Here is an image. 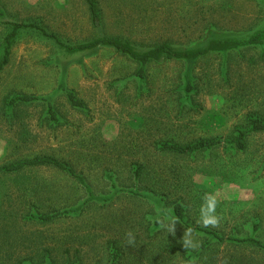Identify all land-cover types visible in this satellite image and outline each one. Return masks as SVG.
<instances>
[{
    "label": "rangeland",
    "instance_id": "374dc122",
    "mask_svg": "<svg viewBox=\"0 0 264 264\" xmlns=\"http://www.w3.org/2000/svg\"><path fill=\"white\" fill-rule=\"evenodd\" d=\"M97 3L100 32L86 0H0V63L14 25H34L14 35L0 72V264H264V247L230 240L264 245V131L242 149L228 143L264 121V38L254 36L264 0ZM35 26L68 47L104 36L139 52L209 50L150 61L141 76L128 54L72 53ZM215 41L229 44L209 48ZM18 96L48 97L54 114L46 101L12 103ZM201 140L222 143L185 155L163 147ZM46 157L74 175L7 170ZM210 215L215 226L202 222Z\"/></svg>",
    "mask_w": 264,
    "mask_h": 264
},
{
    "label": "trees",
    "instance_id": "16d2710c",
    "mask_svg": "<svg viewBox=\"0 0 264 264\" xmlns=\"http://www.w3.org/2000/svg\"><path fill=\"white\" fill-rule=\"evenodd\" d=\"M86 1L89 5V9L91 11L92 23H93L94 27L100 32L101 27H102V24H101L102 23V17H101V11L98 7L97 0H86ZM0 14H2V13H0ZM27 26L30 27V26H34V25L15 24L13 32L6 38L5 52H4L3 60L0 63V72L9 61L10 49H11V45H12V38L14 37V35L17 33V31L19 29L25 28ZM35 28L40 30L42 32V34L45 35L46 37L54 39L60 46L68 48L72 53L86 54V53H90L93 50H97L99 47L108 46V47H112V48H114L120 52H123L125 54H128L135 61H137L141 64V68L139 70V74L141 76L144 75L145 70H146V66L150 61H161L163 58H166L169 60L182 59V60L191 61V60L197 59L198 57H200L202 54H205L209 50V49H199V50L181 49V48H175L171 45H162V46L153 48V49L146 51V52H139L136 49H134L133 47H131L130 45L124 44V43L120 42L119 40L108 39L104 36H98L94 40H92L88 43H85V44H80L77 46H69L68 47V46H65L62 43V41H60L55 34L49 33L46 30H43L37 26H35ZM257 35H260L261 38L263 39L264 38V31L258 32L254 36H257ZM226 43L229 44V41L228 42H216L215 41L209 45V48H213V49L221 48V46H223ZM68 98H69V101L71 102V104L73 106L83 107V103L76 98V96L74 95L73 92H70V91L68 92ZM31 101H46L48 103L50 113L54 114L52 103L48 97L38 98V97H33V96H18L16 98L12 99L11 102L12 103H18V102H31ZM251 131H264V121L259 119V118L252 119V129L240 131L238 136H236L235 138L228 141V143L236 144L241 149L244 148L246 137L249 134V132H251ZM221 143H222L221 140H201L199 142H196V143L190 144V145L165 144V145H163V147L165 149H168V150L177 152L179 154L185 155V154H190V153H194V152L205 150V149L209 150V149H212L216 146H219ZM43 164L55 165V166L62 168V169H68L66 167V165H64L60 161L53 159L51 157H46V158H42V159L27 160V161L21 162L17 165L7 167V170L13 172V171L21 170L26 166H37V165H43ZM68 170L71 174L74 175L73 170H71V169H68ZM81 181H83V179H81ZM174 214L178 220H180L182 222L185 220L184 208L181 205H177L175 207ZM41 218L48 220L51 218V216H42ZM201 230L205 234H212V236L214 238H217L221 242L225 241L224 238L219 237L218 235H215L210 231L203 230V229H201ZM230 240L235 241V242L240 243V244H256L258 246L264 247V245H262V243L260 241L254 239V238H232Z\"/></svg>",
    "mask_w": 264,
    "mask_h": 264
},
{
    "label": "clouds",
    "instance_id": "9594fccd",
    "mask_svg": "<svg viewBox=\"0 0 264 264\" xmlns=\"http://www.w3.org/2000/svg\"><path fill=\"white\" fill-rule=\"evenodd\" d=\"M206 198H208V203L215 209V206H216L215 198L211 196L210 194ZM201 219L205 226H208V225L215 226L218 223V218L215 215L204 216V217H201ZM184 244L185 246H189V245L192 247L196 246L192 244V241L190 239H185Z\"/></svg>",
    "mask_w": 264,
    "mask_h": 264
}]
</instances>
